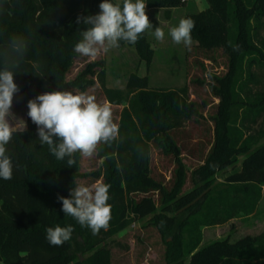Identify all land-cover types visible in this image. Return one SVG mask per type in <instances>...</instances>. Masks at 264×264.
I'll use <instances>...</instances> for the list:
<instances>
[{"label": "trees", "instance_id": "16d2710c", "mask_svg": "<svg viewBox=\"0 0 264 264\" xmlns=\"http://www.w3.org/2000/svg\"><path fill=\"white\" fill-rule=\"evenodd\" d=\"M186 1L190 0L145 3L146 9L169 11ZM101 2L0 0V68L8 66L14 71L26 108V128L14 132L6 145L13 163L12 179L0 178V264H110L106 241L150 215L162 234L173 236L167 242L168 264H185L189 257L190 264H264V233L201 247L203 227L247 217L262 198L264 119L259 130L246 131L264 117V0H207L208 8L184 17L195 22L192 41L203 48H220L228 56L227 73L210 75L217 82L212 91L220 98L214 117L215 139L204 164L192 173L193 188L181 194L187 168L171 134L200 115L189 100L187 87L150 88L147 76H140L137 67L125 91L109 87L106 71L101 69L97 80L106 100L124 106L118 138L99 146L101 170L92 173L110 185L111 219L107 230L94 235L63 213L58 196L70 198L71 188L76 187L81 176L79 153L74 155L73 167H68L67 157L57 160L48 145L38 140L37 126L27 115V102L72 84L66 81L65 72L77 55L73 49L82 38L81 31L88 27L77 23V18L98 14ZM13 39L25 43L22 57L12 50ZM135 45L149 65L155 50L147 30ZM76 81L77 86L85 84ZM152 143L174 158L171 188L151 175ZM239 160L240 167L216 183V174ZM57 225L74 229L62 246L50 245L46 239V229ZM89 252L87 257L77 254Z\"/></svg>", "mask_w": 264, "mask_h": 264}, {"label": "rangeland", "instance_id": "374dc122", "mask_svg": "<svg viewBox=\"0 0 264 264\" xmlns=\"http://www.w3.org/2000/svg\"><path fill=\"white\" fill-rule=\"evenodd\" d=\"M121 3L120 0L117 2ZM200 1V2H199ZM186 1L179 8L169 11L164 9H146V14L152 24L147 30V39L155 50L153 60L148 65L137 53L136 45L120 41L118 48L111 49L107 54H101L96 59L77 54L65 72V79L71 82L64 91L87 92L94 95L98 102L108 103L112 109L113 120L118 124L123 105L109 103L97 80V73L101 69L106 71V83L109 87L127 90V81L131 74L136 72L140 76H147V86L150 88H176L186 86L189 100L194 102L200 112L196 118L184 122L181 128L171 131L181 149V158L185 164L186 178L181 194L193 188V171L204 164L206 157L214 143V117L218 113L220 98L212 91L211 86L217 82L211 78L223 77L228 71V56L220 48L207 49L198 46L192 41L190 47L183 43H173L169 29L178 25L180 19L187 13L208 8L207 0ZM164 30L163 41L156 40L154 29ZM258 71L257 68H254ZM77 80V81H76ZM84 81L83 86L73 84ZM254 88V86H253ZM255 90V89H254ZM11 112L12 123L20 124L19 130L26 128L25 96L21 92L14 94ZM21 120V121H16ZM263 118L252 125L255 132L263 126ZM101 145V144H100ZM92 157H82L79 154V172L77 185L90 186L95 183H104L103 178L92 175L101 170L102 159L98 157V149ZM242 159V157H240ZM241 160L233 167H229L216 174V183L223 182L225 177L240 167ZM175 162L172 155L164 154L151 144L150 169L151 175L171 188L174 180ZM159 200L158 192L151 193ZM140 197V195H136ZM151 215L145 219L133 222L126 229L113 235L106 241L110 251V264H168L166 260L167 242L173 236L162 234L157 225L150 221ZM264 233V187L262 198L255 212L247 217L232 219L224 224L203 227L201 247L216 241L236 240L250 236L257 237ZM91 252L78 256L87 257ZM185 264H190V257Z\"/></svg>", "mask_w": 264, "mask_h": 264}, {"label": "clouds", "instance_id": "9594fccd", "mask_svg": "<svg viewBox=\"0 0 264 264\" xmlns=\"http://www.w3.org/2000/svg\"><path fill=\"white\" fill-rule=\"evenodd\" d=\"M99 9L96 15L77 18V23L88 26L81 31L82 38L74 45V52L80 56L96 59L118 48L120 41L135 44L141 34L153 27L146 14L145 0H122V3L102 0ZM194 27L191 18L180 19L178 25L169 29L173 43L190 47ZM154 36L163 41L164 30L156 27ZM11 48L22 57L26 45L22 40L13 39ZM12 67H18V64ZM18 91L14 71L8 66L0 68V178L4 180L12 179L13 175V163L6 154V145L20 128L18 122L10 121V118L14 120L11 108ZM27 108V115L37 126L40 143L47 144L57 160L63 161L67 157L68 167L76 163L75 154L92 157L98 145H110L119 135L110 105L98 102L87 92H45L30 99ZM109 189L110 185L103 183L77 185L71 188L70 198L58 196V200L62 202L65 215L73 217L82 227L90 228L95 235L101 229L107 230L111 219ZM73 231L72 226L49 227L46 239L50 245L62 246L71 239Z\"/></svg>", "mask_w": 264, "mask_h": 264}, {"label": "crops", "instance_id": "0c3cea01", "mask_svg": "<svg viewBox=\"0 0 264 264\" xmlns=\"http://www.w3.org/2000/svg\"><path fill=\"white\" fill-rule=\"evenodd\" d=\"M120 1H122V0H120ZM196 2H198L199 0H195ZM116 2H117V0H116ZM200 2V1H199ZM117 3H119V1L117 2ZM151 10V9H150ZM201 10H203V9H201Z\"/></svg>", "mask_w": 264, "mask_h": 264}]
</instances>
